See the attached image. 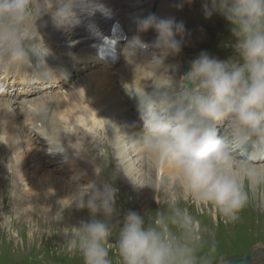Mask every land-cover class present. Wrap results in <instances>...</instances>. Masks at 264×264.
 Returning <instances> with one entry per match:
<instances>
[{
  "label": "clouds",
  "instance_id": "obj_1",
  "mask_svg": "<svg viewBox=\"0 0 264 264\" xmlns=\"http://www.w3.org/2000/svg\"><path fill=\"white\" fill-rule=\"evenodd\" d=\"M203 7L206 17L219 13L231 25L239 59L220 61L202 52L178 85L167 71L157 76L162 82L151 92L135 94L142 129L131 135L118 129L112 142L118 153L140 150L154 166H165L198 208L229 224L240 219L250 192L264 190V0H204ZM97 11L109 15L99 0H55L54 7L50 0H0V67L31 65L35 57L33 75L54 76L43 60L46 47L38 41L36 21L50 14L57 30H67ZM134 23L138 32L153 28L157 36L151 43L134 36L127 56L151 50L148 65L156 70L179 53L182 22L149 14ZM117 192L111 183L95 181L74 190L73 204L87 209L90 219L64 235L61 251L79 254L84 264H112L111 248L120 264H214L217 247L206 238L209 229L178 199L147 223L135 211L114 221ZM4 220L9 221L6 214Z\"/></svg>",
  "mask_w": 264,
  "mask_h": 264
},
{
  "label": "bare ground",
  "instance_id": "obj_2",
  "mask_svg": "<svg viewBox=\"0 0 264 264\" xmlns=\"http://www.w3.org/2000/svg\"><path fill=\"white\" fill-rule=\"evenodd\" d=\"M159 1V4L155 6L144 0H99L109 10V15L106 16L99 11L91 16L85 14L79 25L67 30H57L53 26L50 14H44L36 21L38 41H43L47 48L42 49L45 54L47 53L43 60L54 76L50 73L45 77L34 75L35 80L32 81V84H37L35 88L37 90L34 92L37 91L41 95L48 94L54 89L55 82L59 79H64L62 85L64 88L67 87L69 81L75 78V72L79 71L71 72L70 65H86V58H79L71 60L69 67H64V63L61 65L58 60L63 59L66 54H79V56L87 54L85 56H94L97 61L84 67V69L95 71L91 72L84 81L77 80V83L80 84L77 90L65 88L66 93L63 96H40V99L50 98L44 102L32 99L29 100L30 102L27 101L28 108L22 117L29 127L32 122L31 126L42 132L44 139L40 143L37 142L39 146H36L37 144L35 145L34 142L28 148V151L31 152L30 167H28L29 170H32L31 172L23 171L27 166L22 161L14 160L16 166H13L5 178H0V215L6 214L9 219L17 218L25 213L32 215L36 201L38 202L36 206H43L47 209L42 214V217H46L45 220H53L60 224L61 220L66 219H68L67 222L87 220L78 216L83 212L90 216V213L87 209H77L71 195L77 186L87 185L94 181L95 174H98L104 182H109L118 189L115 207L124 214L127 212L123 210L125 206L121 201L124 198L125 183L133 186L134 192L138 196V202L144 209L162 210L168 207L173 199H178L181 205V200H186L190 209L198 208L190 196L171 179L169 170L165 166H154L140 150H131L127 154L118 153L112 142L114 132L118 133L120 130L122 134L131 135L142 129V122L136 118L139 115L137 104L131 103V97L126 96L123 90L118 88L119 85L138 92L145 87H154V83H161L162 81L157 76L165 71L172 78L174 85L179 84L185 76L181 74L180 68L183 65H188L190 69L191 62L197 59L202 52L220 61L238 60L234 57L225 59L218 48H212L215 45V38L224 32L220 26L213 25L209 40L202 42L206 32L203 23L207 17L204 9L196 3L200 0H190V2L189 0ZM50 2L54 7L55 0H50ZM178 5L182 6L178 7ZM149 14H154L159 18L173 17L177 22H182L185 28L179 53L166 57L163 66L156 70L154 65H148L152 59L151 50L138 49L135 56L131 58L125 54L127 44L134 36L139 35L145 43H151L156 38L155 29L150 28L145 32H138L134 23L136 17H144ZM115 23L120 25L125 33L124 39L116 47L117 61L99 59L96 49L101 40L110 35ZM90 24L95 26L94 29L89 28ZM69 39L73 41L74 45L71 48H65L64 43ZM121 60L124 74H117L114 79L113 73L109 69ZM38 64V58L32 57L31 65L7 67L6 75H33ZM58 67H60L59 73L53 71ZM163 83H167V81H163ZM137 99L136 97L135 100ZM10 111H12L11 106L1 105L0 136L3 133L7 134L6 141L9 137L8 134H13V131L9 130L11 127L13 128L9 118L14 115L10 114ZM130 112H134V116ZM111 113L114 114L112 118ZM106 119H109V122H106ZM113 120L115 121L113 122ZM218 127L220 126L218 125ZM66 130H71L75 139L68 136ZM6 145L9 152L14 155L21 151V149L19 152L12 149V145H8V142ZM41 145H48L53 158L49 154L50 152L41 148ZM61 148L64 149L63 152L54 151V149ZM46 161L50 164H47ZM128 161L134 162V167L130 166ZM1 163L0 157V166ZM54 165L55 169L51 168ZM60 166L68 167L75 173V177L68 182L70 185L72 181L79 180L77 186L70 187L66 183L63 185L66 180L60 178L64 180L61 181L57 178ZM41 169L45 172L38 183L34 185L33 191L30 192L31 190L28 189L24 192L25 195H31V201H27L20 196L22 193L19 194V184L17 185V183H23L22 187L26 188L30 185V180L35 179ZM158 176L159 178H157ZM137 178L145 181V184L143 186L134 185L130 179ZM81 182H85V184ZM60 191L62 196L59 198H65L64 205H56L55 201L50 203V199H54ZM250 200H252L251 195ZM54 205H56L55 208ZM21 207L22 211L18 212ZM199 210L206 211L207 209ZM118 214L119 212L114 215L116 219L119 218ZM28 218L31 219V217Z\"/></svg>",
  "mask_w": 264,
  "mask_h": 264
},
{
  "label": "rangeland",
  "instance_id": "obj_3",
  "mask_svg": "<svg viewBox=\"0 0 264 264\" xmlns=\"http://www.w3.org/2000/svg\"><path fill=\"white\" fill-rule=\"evenodd\" d=\"M144 1L151 2L155 6L160 2L159 0ZM196 3L198 6H201L202 9H204V0L197 1ZM213 25L220 26L224 29V32L215 38V45H213L212 48H218V50L222 52V55L225 57V59H231L232 57L239 59V54L232 47V44L235 42V37L231 32V25H229L224 17L219 13H213L211 17H207V19L204 21L203 26H205L206 32L204 35V41L202 42L204 43L209 40ZM73 45L74 43L70 39L64 43L65 48H71ZM85 55L87 54H84L83 56H79V54H66L63 59L58 60V63H61V65L64 63V67H69L71 60H77L79 58H86V65H90L97 61L94 56L91 57ZM188 55L190 56V54ZM121 63L122 60L117 64L112 65L113 67L109 69V71L113 73L112 76L114 79H116L117 74H124V69L121 66ZM85 66H83V64H80V66H72V64L70 65V67H72L71 72L75 70L79 71L75 72V78L69 81L67 84L68 86L65 88L77 90L80 87V84L77 83V80L84 81L91 72L95 71L84 69ZM184 67L186 68L185 71L183 70ZM7 70L8 68L0 67V107L1 105L11 106L12 111H10V114L14 115V117H12L13 119L9 118L13 126V128L11 127L9 130H12L13 134H8L9 137L7 138V141L5 140L7 134L3 133V135H1L2 137L0 136V157L2 161L0 166L1 179L5 178L7 174L11 172L13 166H16L14 160L22 161L27 166L23 169V171L28 170V172H31L32 170H29L28 168L30 167L29 158L31 154V152L28 151V148L30 144H33L34 142L35 145L37 144L36 146H39L37 142L40 143L42 142V139H44L42 136L43 133L34 128V126L32 127V122H30L29 127L28 123L24 121L22 117L28 108V105L26 104L28 103L27 101H31L32 99L44 102L48 101L50 98L40 99V96H63V94L66 93V89L62 85V80L64 79H59L56 81L57 83L55 82L54 89L48 94L41 95L40 93H37V91L34 92L37 90L35 89L37 84H32V81L35 80L34 75L20 74L8 76L6 75ZM189 70L190 69L188 65H183L180 68V72L183 75H185ZM53 71L59 73L60 67ZM66 75H68V73H66ZM118 88L123 90L126 96H130L131 103L133 102L134 104H137V100H135L137 96L135 94H141L143 91L151 92L153 90L152 86H149L148 88L145 87V89H142L138 92H135L130 88H125L121 85H119ZM14 103L16 105H13ZM16 106L19 108L14 109L13 107ZM111 114L112 118L114 114ZM130 114L134 116V112H130ZM7 115L10 116L9 113H7ZM137 120H140L139 115L137 116ZM114 121L115 120H113V122ZM106 122H109V119H106ZM66 132L68 136L75 139V135L71 130H66ZM6 142H8V145H12H10L12 149H16L18 152L21 149V151L14 155L13 153L9 152ZM102 143L103 141L101 144ZM41 148L44 149V151L50 152L49 154L53 158L51 151H49L48 145H41ZM46 162L47 164H50L48 161ZM55 165L51 168L55 169ZM44 172L45 170L41 169L36 174L35 179L33 178L30 180V185L26 186V188L22 187L23 183H17V185L19 184V194L22 193L20 196L24 197L27 201L30 200L31 195H25L24 192L28 189H30V192H32L34 185L38 183ZM95 176L96 180L93 178L92 179L97 182V184L104 182L98 174H95ZM73 177H75L74 172H72L68 167L63 168L60 166V170L57 173V178H63L66 180L64 181L60 179L61 181H64L63 185H65V183L69 185L68 180L71 181ZM157 178H159V176ZM79 182V180L72 181L69 186H77ZM85 182L81 183L85 184ZM124 188V198L121 201L125 206V209L123 210L125 212H138L147 223L149 217L153 215L158 209L154 208V210H150L149 208H142L138 202V196L135 194V189L133 186L125 183ZM262 191L264 190H258L255 194L250 192L252 200H250L248 205L240 212V219L235 223L229 224H225L223 221L219 220L218 217H215L210 209H207L206 211L199 210L200 208L190 209L186 200H181V206L187 208L188 211L193 215H196L202 221V224L209 229V234L206 238L209 241H214L217 247L214 264H219L221 261L232 257H242L247 253L251 254V260L248 264H264V195H262ZM60 196H62L61 191L54 199H50V203L55 201L56 205H64L63 203L65 198L61 199L59 198ZM36 203L38 202H34L35 210L32 211V215H29V213H25L23 215L21 214L20 216H17V218L9 219L7 223L3 221L4 216L0 215V222L3 221L0 225V264H84L83 258L79 254H69L61 251L60 249V245L64 241V235L70 233L72 231V227L78 226L80 221L67 222L66 220L68 219H66L61 220L62 223L60 224L56 221L53 222V220H45L46 217H42V214L45 213V210L47 209H45L43 206H36ZM56 205H54V208ZM22 207L24 208V206ZM22 207L18 212L22 211ZM167 208L168 207H165L162 210L166 211ZM118 212L119 218L116 219L114 216V221L122 220L123 216L125 215L120 210L116 211V213ZM24 216H26L27 219ZM28 217H31V219ZM78 217L87 220L90 219V216L86 215L84 212ZM111 242H115V234ZM109 254L112 264H120V259L116 255L114 248L110 249Z\"/></svg>",
  "mask_w": 264,
  "mask_h": 264
},
{
  "label": "water",
  "instance_id": "obj_4",
  "mask_svg": "<svg viewBox=\"0 0 264 264\" xmlns=\"http://www.w3.org/2000/svg\"><path fill=\"white\" fill-rule=\"evenodd\" d=\"M184 71L186 68L184 67ZM251 259V254L247 253L243 255L242 257H232L229 259H226L224 261H221L219 264H248Z\"/></svg>",
  "mask_w": 264,
  "mask_h": 264
}]
</instances>
